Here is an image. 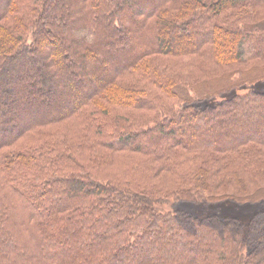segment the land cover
Returning a JSON list of instances; mask_svg holds the SVG:
<instances>
[{"label":"trees","instance_id":"1","mask_svg":"<svg viewBox=\"0 0 264 264\" xmlns=\"http://www.w3.org/2000/svg\"><path fill=\"white\" fill-rule=\"evenodd\" d=\"M260 79L264 0H0V264H264L159 207L264 201Z\"/></svg>","mask_w":264,"mask_h":264},{"label":"rangeland","instance_id":"2","mask_svg":"<svg viewBox=\"0 0 264 264\" xmlns=\"http://www.w3.org/2000/svg\"><path fill=\"white\" fill-rule=\"evenodd\" d=\"M215 87V86H214ZM249 90H264V79H260L256 82L242 84L231 90L225 91L220 94H215L210 98L202 100L204 104L215 103L218 100L228 98L235 93H242ZM194 96L200 97L191 92ZM201 103V102H200ZM159 207L165 211L168 210H182L186 213L195 216H205L211 214H217L223 217L233 216L238 217L244 223L249 222L252 216L260 209L264 208V201L259 202H238L236 200H227L222 202H207L196 203L193 200H171L170 202L160 204Z\"/></svg>","mask_w":264,"mask_h":264}]
</instances>
